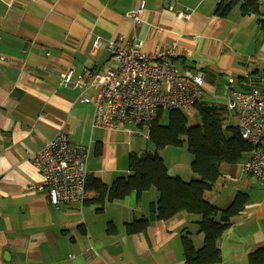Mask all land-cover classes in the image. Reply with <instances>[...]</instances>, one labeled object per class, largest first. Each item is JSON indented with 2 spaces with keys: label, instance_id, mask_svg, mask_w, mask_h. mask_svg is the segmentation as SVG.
I'll list each match as a JSON object with an SVG mask.
<instances>
[{
  "label": "crops",
  "instance_id": "1",
  "mask_svg": "<svg viewBox=\"0 0 264 264\" xmlns=\"http://www.w3.org/2000/svg\"><path fill=\"white\" fill-rule=\"evenodd\" d=\"M260 1L261 17L238 8L220 17L219 0H144L142 22L135 24L126 16L139 0H0V264H186L182 237L188 235L196 249L203 246L200 216L151 219L145 232L127 234L125 223L151 218L157 190L98 201L99 184L110 187L129 175L130 155L149 151V129L142 145L132 128L99 127L91 80L86 88L52 83L70 72L76 81L86 72L113 69L110 43L138 39L148 53L177 48L179 69L205 77L202 102L224 104L231 90L241 89L240 78L261 76L264 82ZM181 12L191 18L178 19ZM61 133L89 148L83 204L54 206L38 190L43 177L32 157ZM243 163L222 165L206 194L220 209L239 192L250 199L217 242L220 264H250L248 255L264 247V191L251 196L249 183L235 184ZM166 167L185 181L192 177L190 167L185 173Z\"/></svg>",
  "mask_w": 264,
  "mask_h": 264
},
{
  "label": "built area",
  "instance_id": "2",
  "mask_svg": "<svg viewBox=\"0 0 264 264\" xmlns=\"http://www.w3.org/2000/svg\"><path fill=\"white\" fill-rule=\"evenodd\" d=\"M144 0L128 12L127 18L135 24L142 22ZM191 14L181 12L180 20H189ZM98 45V44H97ZM114 68L102 74L86 72L78 80L72 72L63 74L54 88L73 86L96 88L95 124L111 130H143L171 111L192 110L202 102L205 77L201 73L178 67L177 48H166L154 53L144 49L138 39L110 43ZM251 91L231 90L225 100L229 119L224 125L233 126L243 141L252 145L250 157L242 165V173L255 177L264 187V82ZM89 148L71 143L65 134H59L32 157L33 166L43 182L38 190L46 192L51 204H83L87 195ZM230 180H234L229 178Z\"/></svg>",
  "mask_w": 264,
  "mask_h": 264
},
{
  "label": "trees",
  "instance_id": "3",
  "mask_svg": "<svg viewBox=\"0 0 264 264\" xmlns=\"http://www.w3.org/2000/svg\"><path fill=\"white\" fill-rule=\"evenodd\" d=\"M237 8L243 15L262 16L260 0H219L215 13L227 17ZM258 23L262 24L263 20L259 18ZM260 83L255 76L240 78L241 89L237 86L239 90L234 88L233 91H251ZM194 108L199 115L196 125H189L183 111L168 112L166 125L158 122L163 116L151 124L147 140L155 147L154 152L130 155L129 175L119 177L110 187L99 184L101 195L98 201L123 200L133 192L140 198L155 188L159 197L155 204H151V218L143 216L125 223L127 234L145 232L151 219L167 222L183 213L198 215V234L203 235V246L196 249L188 235L182 237L186 264H220L222 256L217 242L231 226L232 219L245 210L250 199L248 194L239 192L229 207L220 209L206 199V194L214 189L221 177V166L241 164L253 147L242 140L233 126L224 125L230 116L225 103L200 102ZM183 143H187L193 157L189 181L178 175L168 176L169 169L159 155L162 149ZM248 261L250 264H264V247L251 252Z\"/></svg>",
  "mask_w": 264,
  "mask_h": 264
},
{
  "label": "rangeland",
  "instance_id": "4",
  "mask_svg": "<svg viewBox=\"0 0 264 264\" xmlns=\"http://www.w3.org/2000/svg\"><path fill=\"white\" fill-rule=\"evenodd\" d=\"M184 114L187 116L189 120V125L193 126L197 124V121H199V115L195 108L192 110L184 111ZM160 125H166L168 122V112L163 115V117L158 121ZM149 129V126L146 125L145 129L141 131H136L137 136H141V142L142 145L146 144V140L144 136L147 133V130ZM150 149L149 151L154 152L155 147L153 144L149 143ZM159 155L161 158H163L164 162L166 163V166L172 167L174 166L176 170L181 171L182 173L187 172V168L190 167V164L193 160V157L191 153L188 150L187 143H183L179 146H168L165 149H162L159 151ZM245 161V160H244ZM242 161L241 164L244 162ZM172 169V168H169ZM241 171V170H240ZM190 172V169H189ZM242 172V171H241ZM237 176L239 181L235 184H242V183H249L251 189H249V192L251 196H253L257 191L261 190L264 191L260 185L258 184V181L249 175H245L244 173H241ZM264 196V192L262 193ZM255 199V198H254ZM258 200V199H255Z\"/></svg>",
  "mask_w": 264,
  "mask_h": 264
},
{
  "label": "water",
  "instance_id": "5",
  "mask_svg": "<svg viewBox=\"0 0 264 264\" xmlns=\"http://www.w3.org/2000/svg\"><path fill=\"white\" fill-rule=\"evenodd\" d=\"M168 176L175 177V173L173 170H168Z\"/></svg>",
  "mask_w": 264,
  "mask_h": 264
}]
</instances>
